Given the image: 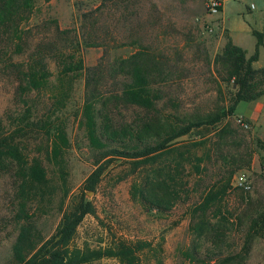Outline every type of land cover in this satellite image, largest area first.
<instances>
[{
    "label": "rangeland",
    "instance_id": "obj_1",
    "mask_svg": "<svg viewBox=\"0 0 264 264\" xmlns=\"http://www.w3.org/2000/svg\"><path fill=\"white\" fill-rule=\"evenodd\" d=\"M261 11L263 18L258 23L262 24L263 0H239L225 5V26L235 31L233 37L246 53L254 48L255 38L244 26L250 23L248 17ZM217 15L207 13L204 0H32L23 27L27 28L28 53L43 43L66 52L76 51L84 68L97 66L102 73L104 95L106 91H116L124 80L119 72L110 71L119 60L137 52L147 53L157 68L152 72L155 84L150 87V95L156 101L150 114L156 113L163 122L177 124L178 120L220 112L227 107L228 96L234 91L216 73L219 67L214 59L229 39ZM54 26L62 36L54 34ZM259 27L263 30L264 24ZM3 46L0 41V48ZM246 53L248 58L254 52ZM24 56L8 50L4 56L0 55V119L21 111L13 99L14 79L3 75L1 69L5 63L26 59ZM46 63L53 83L56 66L50 58ZM252 68L264 69V39ZM72 88L60 115L69 146L64 157L67 185L70 194H76L94 166L81 125L84 92L81 76L73 80ZM32 98L37 99L40 115L48 104V96L39 94ZM116 109L112 111L113 119L125 123L131 124L146 115V110L131 105ZM216 131L222 137L216 141L218 147L212 145ZM175 142L185 144L200 162L197 172L192 168L195 163L192 160L180 173L186 185L176 189L179 197L169 211L150 210L137 200L141 173L146 177L152 167L146 165L142 169L130 159L119 158L104 171L95 191L86 194V200L94 206V215L85 216L77 227L75 247H104L120 239L140 246V264H221L226 256L241 251L246 223L264 211V95L251 102H239L215 131L194 129ZM38 146H41L38 141L29 142L27 152L38 151ZM169 160L167 155L161 157L162 164L167 165ZM44 166L48 167L46 163ZM230 170L229 187L223 198L204 214L202 221L208 226L201 227L203 233L199 237L194 227L200 221H190L189 212L216 180L224 182ZM13 191L12 175L0 173V264L8 260L16 233ZM57 202L55 194L51 206L38 211L44 237L58 223ZM209 226L212 230L203 235ZM91 264L118 263L101 259ZM241 264H264V238L252 240Z\"/></svg>",
    "mask_w": 264,
    "mask_h": 264
},
{
    "label": "trees",
    "instance_id": "obj_2",
    "mask_svg": "<svg viewBox=\"0 0 264 264\" xmlns=\"http://www.w3.org/2000/svg\"><path fill=\"white\" fill-rule=\"evenodd\" d=\"M31 7L32 0H0V41L4 45L0 48L1 56L7 50L16 56L28 53L27 28L23 25L28 21ZM54 34L62 36L56 26ZM251 34L256 45L250 57L245 58V52L227 39L214 59L219 67L216 73L220 81L234 89L228 96L227 107L191 120H178L177 124L163 122L156 113L150 114L156 101L150 95V87L155 84L152 72L157 68L147 53L132 54L111 68L112 73L119 72L124 80L116 91H106V96L101 90L102 73L97 66L84 68L76 51L66 52L39 43L24 56L26 59L5 63L1 72L13 77V99L21 109L18 114L4 115L0 119V173H9L14 179L13 219L16 225L5 264H91L101 259H113L118 264H140V246L120 239L98 248L74 246L77 227L85 216L94 215V206L86 200V194L95 191L104 171L113 161L130 159L142 169L146 165L152 167L146 177L141 173L136 190L138 202L150 210L169 211L179 197L176 189L186 185L180 173L192 160L195 162L192 168L197 172L200 162L185 144L175 141L194 129L215 131L239 102H251L264 95V69L252 68V63L258 59V47L263 45L264 29L252 30ZM48 58L57 70L53 83L47 68ZM79 76L83 78L84 91L81 125L94 168L81 182L78 192L70 194L64 158L69 146L60 111L71 97L73 80ZM39 94H45L49 100L40 115L37 114V99L32 98V95L36 97ZM130 105L146 110V115L131 124L113 119V110ZM217 132L213 134L212 143L216 147L220 145L216 141L222 139ZM34 141L41 145L38 146L40 151L27 152L29 142ZM163 155L170 159L167 165L161 163ZM165 161L167 163V159ZM231 174L232 171H228L222 183L221 179L216 180L189 212L190 221H200L194 227L199 237L203 233L201 227L208 226L206 221H202L204 214L223 198ZM55 194L58 195L57 212L60 217L53 232L44 237L38 224V211L49 208ZM207 229L203 235L212 230L210 226ZM255 237L264 238V211L246 223L241 251L226 256L221 264H241Z\"/></svg>",
    "mask_w": 264,
    "mask_h": 264
},
{
    "label": "crops",
    "instance_id": "obj_3",
    "mask_svg": "<svg viewBox=\"0 0 264 264\" xmlns=\"http://www.w3.org/2000/svg\"><path fill=\"white\" fill-rule=\"evenodd\" d=\"M238 1L239 0H222L221 8L219 10V13H218L217 17H218L220 26L227 31V34H228V37H229V40L231 41V43L233 45L241 48L246 53V51L241 46H239V41H237V39L235 37H233V32H235V31H233L231 29L229 30L225 26V15H224V13H225L224 12L225 5L230 4V3H235V2H238ZM261 18H263V11H261L260 13H258L256 15L248 17V19H247L248 21L247 22H250V23H248V25L246 24L244 26V29L247 31V33L251 34L252 28L254 30H257V31H262L260 27L257 28L258 25H260L262 27L263 24H264L263 22H262V24H261V22L258 23V20L261 19ZM255 45H256V39H255ZM254 50H255V46L252 49V51L247 52L246 54H250V53L254 52Z\"/></svg>",
    "mask_w": 264,
    "mask_h": 264
},
{
    "label": "built area",
    "instance_id": "obj_4",
    "mask_svg": "<svg viewBox=\"0 0 264 264\" xmlns=\"http://www.w3.org/2000/svg\"><path fill=\"white\" fill-rule=\"evenodd\" d=\"M222 0H204V6L208 14L210 15H217L221 8ZM253 8V6H251ZM263 174H264V166L262 167ZM239 186L247 189L248 186L246 184L238 183Z\"/></svg>",
    "mask_w": 264,
    "mask_h": 264
}]
</instances>
